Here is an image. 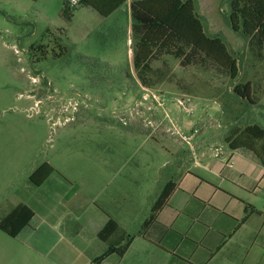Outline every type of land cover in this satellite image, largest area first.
<instances>
[{"label":"rangeland","instance_id":"1","mask_svg":"<svg viewBox=\"0 0 264 264\" xmlns=\"http://www.w3.org/2000/svg\"><path fill=\"white\" fill-rule=\"evenodd\" d=\"M65 1L0 0V206L46 162L88 183L90 154L99 152L123 164L127 179L118 183L149 211L176 153L225 146L232 130L258 118L233 90L263 73L264 62L232 30L230 0H195L208 35L238 59L239 77L231 80L210 61L183 68L165 56L143 90L126 14L107 19L78 4L66 20ZM173 119L191 127L172 126ZM254 203L264 213V192Z\"/></svg>","mask_w":264,"mask_h":264},{"label":"crops","instance_id":"2","mask_svg":"<svg viewBox=\"0 0 264 264\" xmlns=\"http://www.w3.org/2000/svg\"><path fill=\"white\" fill-rule=\"evenodd\" d=\"M130 6L128 0L107 19L125 13L131 35ZM251 79L250 111L258 117L252 125L264 129V72ZM201 122L209 123L200 120L198 125ZM173 125L189 128L191 122L173 119ZM232 132L224 137L225 146L212 143L207 150L176 153L172 173L146 212L143 200L118 183L122 176L127 178L123 164L112 157L90 154L88 183L46 162L54 171L41 185L29 181L17 192L16 201L5 200L0 206V222L19 206L32 213L15 237L0 230V264H93L108 249L98 235L110 220L127 234L125 242L132 240L123 257L112 254L101 264H241L239 256L244 264H264V213L254 203L264 192V163L252 151L231 148ZM168 183L172 192L151 221L152 207ZM87 191L90 195L83 193ZM247 206L256 213L240 225ZM132 223L137 224L136 232ZM122 237L116 236L114 243Z\"/></svg>","mask_w":264,"mask_h":264},{"label":"trees","instance_id":"3","mask_svg":"<svg viewBox=\"0 0 264 264\" xmlns=\"http://www.w3.org/2000/svg\"><path fill=\"white\" fill-rule=\"evenodd\" d=\"M128 0H80L79 4L90 7L107 18ZM131 40L133 46V64L138 80L142 85H149V77L154 62L165 56L179 60L181 67L189 68L206 61L225 71L231 80L239 77L238 59L220 37L208 35L203 21L198 14L195 0H131ZM69 1L64 2L63 17L70 20ZM229 21L234 31L240 33L248 46L258 57L264 58V0H230ZM234 94L241 101L254 104L249 83L238 84ZM228 143L233 149L252 151L263 163L264 129L258 125L247 126L232 132ZM258 146V149L256 148ZM54 171L48 164L41 165L30 177L35 185H41ZM172 185L167 184L161 191L151 210L150 220L168 200ZM256 213L252 206H247L240 225ZM32 216L26 206H19L0 222V230L11 237L28 222ZM123 236L114 243V238ZM127 234L114 220H110L100 231L98 237L108 244L107 251L94 260L101 264L108 256L117 254L123 257L128 250L131 238L125 242Z\"/></svg>","mask_w":264,"mask_h":264},{"label":"built area","instance_id":"4","mask_svg":"<svg viewBox=\"0 0 264 264\" xmlns=\"http://www.w3.org/2000/svg\"><path fill=\"white\" fill-rule=\"evenodd\" d=\"M80 0H69L70 7H74L79 4ZM182 105V101L179 102ZM185 138V137H184ZM186 139V138H185Z\"/></svg>","mask_w":264,"mask_h":264}]
</instances>
